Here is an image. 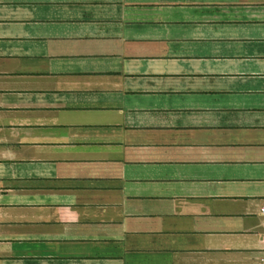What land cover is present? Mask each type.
<instances>
[{
	"label": "crops",
	"instance_id": "crops-1",
	"mask_svg": "<svg viewBox=\"0 0 264 264\" xmlns=\"http://www.w3.org/2000/svg\"><path fill=\"white\" fill-rule=\"evenodd\" d=\"M264 0H0V264H264Z\"/></svg>",
	"mask_w": 264,
	"mask_h": 264
},
{
	"label": "built area",
	"instance_id": "built-area-1",
	"mask_svg": "<svg viewBox=\"0 0 264 264\" xmlns=\"http://www.w3.org/2000/svg\"><path fill=\"white\" fill-rule=\"evenodd\" d=\"M263 211H264V208H263ZM262 243H263V245H264V239L262 240ZM262 261H263V263H264V259H263Z\"/></svg>",
	"mask_w": 264,
	"mask_h": 264
}]
</instances>
